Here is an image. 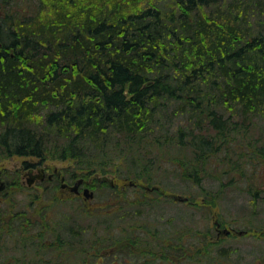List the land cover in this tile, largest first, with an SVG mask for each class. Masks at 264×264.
Segmentation results:
<instances>
[{"label":"trees","instance_id":"trees-1","mask_svg":"<svg viewBox=\"0 0 264 264\" xmlns=\"http://www.w3.org/2000/svg\"><path fill=\"white\" fill-rule=\"evenodd\" d=\"M171 1L0 0V155L69 161L74 181L115 174L142 191L102 210L93 227L87 208L43 213L38 240L33 217L13 211L0 227L32 237L0 264H110L121 254L129 264H243L213 240L205 215L200 225L139 221L164 203L209 213L240 181L257 199L264 0ZM168 173L198 193L175 200ZM213 180L218 186L206 184ZM94 184L108 199L119 194L105 180Z\"/></svg>","mask_w":264,"mask_h":264},{"label":"rangeland","instance_id":"rangeland-1","mask_svg":"<svg viewBox=\"0 0 264 264\" xmlns=\"http://www.w3.org/2000/svg\"><path fill=\"white\" fill-rule=\"evenodd\" d=\"M157 1L166 5H170L173 2L171 0ZM257 128L258 130L255 135L251 134L249 135L250 138L245 137V139H242L243 143H249L252 139L251 136L253 138L259 136L258 131L262 128V125H259ZM246 150H249V148L243 145V151L246 152ZM253 157V162L256 163L257 167L256 170H253L252 175L259 190L257 199L255 198L256 200H253L252 194L248 191L247 183L240 181L237 186L226 190V196L217 206L212 207L211 210L206 207L209 213L204 214L202 210L195 207L187 208L185 206L186 204L164 203L161 207H155L152 212L148 211L142 214L141 219H145V215H148L150 220L145 219L139 222L146 223L147 221L148 224L152 223L160 227H172L176 224L188 223L196 219V221L199 220L200 225L203 215H205L206 218L203 220V223L210 225L217 231V237L213 238V240L230 247L234 252L236 261L243 264H251L256 261L260 263L264 257V158L259 154ZM25 161L36 163L33 166L35 172H37V168L40 166L45 167L47 173H54L56 169L62 171V174L66 176V182L70 184L74 183V179L72 180L66 175L65 169L72 165V163L59 159H48L40 163L39 159L33 157L21 155L7 157L0 155L1 175L5 181V187L0 190V220L12 214L13 211H21V213L23 212L27 216H32L36 240L40 238L38 233L41 230L43 213L53 216L57 210L60 211V208H62V211L66 213L75 214L79 211V208H87L96 212L94 213L96 214L94 220L85 221L93 227V223L97 220L102 210L111 212V209L115 210L118 207L120 199H130L131 197H137L142 194V191L132 185L130 180L120 179L115 174L97 173L88 178L83 186H89L94 191L95 196L90 199H85L83 194L71 193L69 189L63 188L61 186V178L57 172H55L52 179L46 176L44 180L37 179L33 184L29 185L27 181L28 174H26V170L29 167L22 168L24 167L23 162ZM251 171L252 167L250 168ZM104 180L108 184L115 186L119 194L108 199L106 192L108 189L104 186L101 188L97 184H94L95 181L102 182ZM166 180L169 183V192L190 196L199 191V186L184 182L170 173L166 176ZM55 184L58 185L56 191H50V188ZM206 184L216 187L219 184V180L206 182ZM83 186L80 188L81 191H83ZM172 188H175V191L171 190ZM55 196L60 200L56 202ZM200 200H202L201 196H199L197 201ZM196 202H192V204ZM137 213L138 210L128 209L127 215L137 218L140 215ZM225 219L227 221L226 225L221 226L219 221ZM246 228H251L250 232H245ZM119 229H121V226H119ZM20 230H23V228L14 226L10 229L7 226L3 230L0 227V261L10 259L12 256H18L19 252L17 248L29 242L28 239L32 237L29 234H32V232H27L26 235H22L19 234ZM42 231L44 230L42 229ZM10 232H13L15 235L9 234ZM229 233L232 236H229ZM46 236L49 239L50 234H46ZM108 246L107 244L106 249L111 251L112 246ZM20 251H22V247ZM195 252L192 253L195 254ZM52 256H54L53 253ZM111 259L113 261L110 264H129L122 259V254L118 257L111 256ZM158 261H164V259L161 258ZM147 264H150V262H147Z\"/></svg>","mask_w":264,"mask_h":264},{"label":"water","instance_id":"water-1","mask_svg":"<svg viewBox=\"0 0 264 264\" xmlns=\"http://www.w3.org/2000/svg\"><path fill=\"white\" fill-rule=\"evenodd\" d=\"M55 171L61 174V171H58L57 169ZM28 173H29V176L27 177V181L29 185L33 184L37 179L44 180L46 177V170L44 167H39L37 169V172H35L34 169L31 168ZM52 176H53L52 174L48 175L49 178H52ZM61 180L63 181V183L61 184L63 188L69 187V190L73 193H78V194L82 193L85 199L93 198L95 195L94 191L91 190L89 186L84 187L82 192L80 191V186L84 183V178L78 179L72 185H68L67 183L64 182L65 180L64 176L61 177ZM131 184H134V183L131 182ZM4 187H5V181L2 180L1 169H0V190H2ZM170 195L175 200H179V201H185L187 199L186 196H183L181 194L171 193Z\"/></svg>","mask_w":264,"mask_h":264},{"label":"bare ground","instance_id":"bare-ground-1","mask_svg":"<svg viewBox=\"0 0 264 264\" xmlns=\"http://www.w3.org/2000/svg\"><path fill=\"white\" fill-rule=\"evenodd\" d=\"M147 1H149V0H147Z\"/></svg>","mask_w":264,"mask_h":264}]
</instances>
